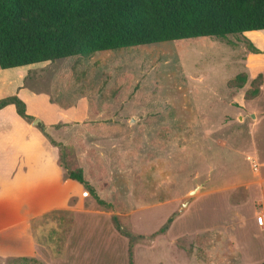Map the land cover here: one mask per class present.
<instances>
[{
    "label": "rangeland",
    "instance_id": "rangeland-1",
    "mask_svg": "<svg viewBox=\"0 0 264 264\" xmlns=\"http://www.w3.org/2000/svg\"><path fill=\"white\" fill-rule=\"evenodd\" d=\"M250 67L264 68V32L0 69V100L18 95L30 116L0 111V264H130V247L133 264L264 263L241 106ZM238 74L248 81L231 88ZM80 169L104 204L68 179ZM35 175L44 188L30 196ZM70 192L68 209L11 227Z\"/></svg>",
    "mask_w": 264,
    "mask_h": 264
},
{
    "label": "trees",
    "instance_id": "trees-1",
    "mask_svg": "<svg viewBox=\"0 0 264 264\" xmlns=\"http://www.w3.org/2000/svg\"><path fill=\"white\" fill-rule=\"evenodd\" d=\"M261 31L264 0H0V69ZM250 51L261 53L252 44ZM247 81L246 74H238L229 86L242 89ZM262 85L259 74L251 82L246 101L256 99ZM9 106H14L22 119L30 118L27 104L18 95L0 100V111ZM67 175L104 204L81 169ZM173 222L169 218L159 234ZM117 230L123 233L120 227ZM129 262L133 264L132 247Z\"/></svg>",
    "mask_w": 264,
    "mask_h": 264
},
{
    "label": "crops",
    "instance_id": "crops-1",
    "mask_svg": "<svg viewBox=\"0 0 264 264\" xmlns=\"http://www.w3.org/2000/svg\"><path fill=\"white\" fill-rule=\"evenodd\" d=\"M254 46L260 51L262 50L261 47L257 45ZM251 55H259V54H255L251 52ZM259 74L263 76V85L261 87L260 95L256 99L250 100V106H247V104L245 103H243V105L241 106L243 110H246L247 115L250 117V121H252V127H253L252 132L250 131V135H252V137L250 136V226L252 227L257 226L260 228V230L264 231V226L261 227L257 223V216L264 209V144H259L255 142L256 136H259L260 129H262L260 127H262V125L264 124V107L262 105L263 97H264V68L250 67V83ZM252 115H254L255 118H253ZM255 129L257 132L256 134H254ZM263 136H264V132H263ZM29 178H30V183L24 185L23 187L24 191L30 196L39 194L41 190L44 188V185H42L39 182L40 176L35 175ZM14 179H15L14 180L15 186L16 187L19 186L22 179L20 174L16 175ZM71 198H72L71 192L70 194H66V195L56 193L52 198L49 199V202H47V204H43L34 210V212L36 213L34 216L32 217L28 216L27 218H23L22 221H20L19 223L17 222L15 223V221H12L14 222V224L11 227L13 228L22 223L25 224L26 222L33 220L36 217L42 216L51 211L68 209L70 207L69 204ZM237 215L242 219H244V221L248 220L240 212H237ZM7 218L10 219L12 217L7 214ZM173 223L168 229L167 235L170 233ZM253 249H256L257 251L258 248L255 246Z\"/></svg>",
    "mask_w": 264,
    "mask_h": 264
},
{
    "label": "built area",
    "instance_id": "built-area-1",
    "mask_svg": "<svg viewBox=\"0 0 264 264\" xmlns=\"http://www.w3.org/2000/svg\"><path fill=\"white\" fill-rule=\"evenodd\" d=\"M257 223L259 226H264V209L260 212V214L257 216Z\"/></svg>",
    "mask_w": 264,
    "mask_h": 264
},
{
    "label": "water",
    "instance_id": "water-1",
    "mask_svg": "<svg viewBox=\"0 0 264 264\" xmlns=\"http://www.w3.org/2000/svg\"><path fill=\"white\" fill-rule=\"evenodd\" d=\"M252 117L253 118H255V116L254 115H252ZM198 193V190H196V191H194V192H191V195H195V194H197ZM185 207H187L188 206V204H185L184 205Z\"/></svg>",
    "mask_w": 264,
    "mask_h": 264
}]
</instances>
